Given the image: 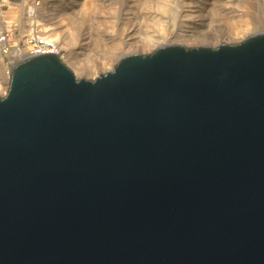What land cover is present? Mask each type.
<instances>
[{"label":"water","instance_id":"water-1","mask_svg":"<svg viewBox=\"0 0 264 264\" xmlns=\"http://www.w3.org/2000/svg\"><path fill=\"white\" fill-rule=\"evenodd\" d=\"M0 264H264V34L29 56L0 96Z\"/></svg>","mask_w":264,"mask_h":264},{"label":"bare ground","instance_id":"bare-ground-1","mask_svg":"<svg viewBox=\"0 0 264 264\" xmlns=\"http://www.w3.org/2000/svg\"><path fill=\"white\" fill-rule=\"evenodd\" d=\"M67 1H71L70 4L72 5L79 2V0ZM106 1L109 2L108 7L113 11V16L117 20L116 28H113L114 21L111 19L104 21L102 18L99 20V26L106 24L109 29L113 28L107 36L101 34L82 36L78 34L76 28L72 29L75 33L64 30L67 26L71 28L73 18L79 13L85 16L98 11L103 13L104 9L99 0H86L77 12L66 13L68 20L66 25L64 23L65 18L57 20L56 15L59 13L52 15L49 21L57 20L56 26L43 28L41 31L42 35L40 36L45 37L47 42L57 45L54 53L60 55L61 59L67 62L68 67L78 80H87L89 76L106 73L111 62L116 64L122 56L138 54V48L145 43L152 45L154 52L161 47L180 45L184 41L189 44L191 39H194L196 43L200 39L207 41L192 47H202V45L209 47L208 39L216 40L219 38L216 47L224 44H239L254 35L264 34V0ZM144 5L147 6L146 10L142 9ZM249 6L250 8H248ZM46 7L41 8L42 11L47 10ZM37 9L33 5L29 9V14L38 19L39 12ZM173 9L176 10V18L167 24L170 19L174 18L172 16L174 14ZM37 19L36 22H38ZM4 23H6V19L0 11V24ZM72 45L73 48H71ZM186 46L188 47V45ZM28 52L29 50L24 49L25 54H23L22 60L31 56L28 54L32 52ZM104 52L107 55L101 63L99 65L92 64L95 57H100V53ZM119 54L120 56L117 57ZM114 57H117L116 60ZM16 64L17 62L12 65V68ZM114 64L113 66H115ZM0 66H2L1 58ZM0 69L2 70V68ZM5 90H8L7 84H4V80L0 78V92Z\"/></svg>","mask_w":264,"mask_h":264},{"label":"rangeland","instance_id":"rangeland-1","mask_svg":"<svg viewBox=\"0 0 264 264\" xmlns=\"http://www.w3.org/2000/svg\"><path fill=\"white\" fill-rule=\"evenodd\" d=\"M86 0H79L77 4H70L71 1L67 0H0V11L4 19H6V23L0 24V30L4 32H8L11 34V36L17 40H26L28 37L32 35H42L41 31L43 28H54L56 26V21L59 18H65L64 23L65 25L67 24L66 21V13H70L71 11L77 12L79 9L82 8V3H84ZM114 0H110V2H113ZM156 0H148V2H154ZM249 1V0H245ZM99 2L102 4L101 7L104 9V12L102 13L101 11L91 13L89 16H85L82 13L77 14L73 18V22L71 23V28L69 26L65 27L64 30H67L69 32H74L72 30L73 28H76L78 31L79 35H89V36H96V35H103L107 36L109 32L112 31L113 28H116L117 25V20L113 16V11L110 10L108 7L109 2L106 0H99ZM36 6L38 9L37 11L39 12V17L33 18L29 14V9L32 6ZM46 7L47 10L42 11L41 8ZM147 6L144 5L142 6V9L146 10ZM250 8V6L248 7ZM174 16L173 19H170L167 24H170L173 22V20L176 18V10L173 9ZM56 15L58 18L57 20H52L49 21L52 18V15ZM170 17V16H168ZM104 18V21L111 19L114 21V26L112 29H109V26L104 24L103 26H99V20ZM36 19L38 22H36ZM75 33V32H74ZM32 34V35H31ZM210 43H208L212 48H217L218 46L215 47L216 43L219 41V38L216 40H210L208 39ZM199 42L196 43L194 39H191L189 44H186V41H184L182 46L187 47L188 45L189 48H191L193 45H198L199 43H204L207 41H203L202 39L198 40ZM191 45V46H190ZM199 46V45H198ZM204 46V45H202ZM152 45L150 44H144L143 46L138 48L137 53L138 54H149L153 52ZM201 47V46H200ZM73 48V45L71 46ZM106 53H100V57L96 56L95 61L93 60L92 64L95 63L96 65H99L102 61L103 58L106 57ZM60 56V55H59ZM120 56L117 55V57ZM117 57H114L116 60ZM0 58L2 60V70L0 69V78L4 80V84H7V88L9 86V80H10V71L12 68L11 61L9 59L4 58L3 56L0 55ZM61 58V56H60ZM123 58L120 57L118 61ZM62 61L68 66L67 62L62 59ZM117 61V63H118ZM114 64L115 66L117 65ZM112 62L108 65V72H111L114 70ZM113 66V67H112ZM112 67V68H111ZM104 73V74H106ZM98 76H89L87 80L93 81L95 80ZM6 88V87H5ZM4 88V89H5ZM7 90L0 92V96H4L6 94Z\"/></svg>","mask_w":264,"mask_h":264},{"label":"built area","instance_id":"built-area-1","mask_svg":"<svg viewBox=\"0 0 264 264\" xmlns=\"http://www.w3.org/2000/svg\"><path fill=\"white\" fill-rule=\"evenodd\" d=\"M45 37L39 35H32L26 40H17L11 36L10 33L0 30V52L1 56L11 61V64L18 63L22 60L24 49L32 52L31 56L45 53H54L57 45L47 42ZM30 48V49H27ZM34 52V53H33Z\"/></svg>","mask_w":264,"mask_h":264}]
</instances>
